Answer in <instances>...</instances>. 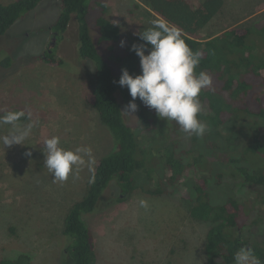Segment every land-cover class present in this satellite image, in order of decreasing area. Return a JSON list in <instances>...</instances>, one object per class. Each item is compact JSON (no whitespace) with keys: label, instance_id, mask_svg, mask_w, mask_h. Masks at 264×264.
Here are the masks:
<instances>
[{"label":"trees","instance_id":"16d2710c","mask_svg":"<svg viewBox=\"0 0 264 264\" xmlns=\"http://www.w3.org/2000/svg\"><path fill=\"white\" fill-rule=\"evenodd\" d=\"M43 1L0 0V37ZM140 1L136 6L141 8L143 3L149 15L156 14L180 29L190 48L201 52L196 72L212 77L211 87L199 97L200 119L208 130L202 138L189 136L174 121L159 118L139 98L135 103L140 126L134 128L123 112L124 103L132 97L118 80L124 68L132 75L140 74L139 57L130 48L145 42L116 22L103 0H59L61 10L49 26L54 39L45 59L53 65L64 63L57 50L75 18L78 58L92 64L86 100L114 142L95 161L94 183H89L93 172H87L84 193L63 215L69 264H97L95 233L85 215L101 206L126 202L138 190L157 197L181 195L190 219L208 225L205 264H234V255L242 246L252 248L264 264V13L257 22L225 28L201 40L200 34L223 12L225 0ZM150 27L147 24L140 32ZM121 40L126 41L124 47ZM12 61L9 56L2 65L9 67ZM36 165L48 170L42 160ZM156 174L159 181L153 188L150 183ZM227 181L236 186L233 193L223 196L216 186L221 188ZM67 183L60 187L66 184L63 188L69 190ZM0 264H33V260L24 252L0 256Z\"/></svg>","mask_w":264,"mask_h":264},{"label":"rangeland","instance_id":"374dc122","mask_svg":"<svg viewBox=\"0 0 264 264\" xmlns=\"http://www.w3.org/2000/svg\"><path fill=\"white\" fill-rule=\"evenodd\" d=\"M103 1L110 6L113 19L132 36L159 20L155 13H147L149 8L143 3L141 8L136 6L140 0ZM60 10L59 0H45L0 37V116L6 111L24 110L39 121L25 141L28 145L0 144V256L15 257L25 252L33 264L70 263L64 251L69 241L62 234V219L69 204L84 193V180L89 173L84 168L79 178L67 180L69 190L63 188L66 184L60 187L48 170L36 165L45 159L43 141L59 136L60 146L65 149L90 146L95 161L106 155L114 143L86 100L91 89L88 74L92 64L78 58L75 18L57 50L64 63L53 65L45 59L54 39L49 26ZM263 13L264 0H225L223 12L199 38L257 22ZM9 56L12 65L4 67L2 62ZM128 103H124V110ZM125 116L134 128L140 126L137 110ZM9 127L0 125V136L7 134ZM243 129L247 132L248 128ZM29 151L31 156L25 155ZM76 181L79 182L75 184ZM158 181L156 174L150 185L154 188ZM235 186L236 182L227 181L221 188L216 186V191L225 196L233 193ZM142 198L148 200V210L139 206ZM85 219L95 233L97 264H205L208 225L190 219L181 195L157 197L138 190L128 201L101 206L95 213L85 215Z\"/></svg>","mask_w":264,"mask_h":264},{"label":"clouds","instance_id":"9594fccd","mask_svg":"<svg viewBox=\"0 0 264 264\" xmlns=\"http://www.w3.org/2000/svg\"><path fill=\"white\" fill-rule=\"evenodd\" d=\"M139 37L145 43H133L130 50L139 57L141 72L132 75L124 68L118 80L121 87L128 88L132 97L123 112L134 113L138 107L135 101L139 98L144 105L154 109L159 118L174 121L189 136L202 138L208 125L200 119L203 107L199 97L203 89L211 87L212 77L204 71L196 72L202 59L201 52H194L181 30L169 26L164 20H153L152 27L140 32ZM125 44L126 41L121 40L120 46ZM38 124V120L32 119L31 112L6 111L0 116V125L10 127L7 134L0 136V144L4 147L28 145L25 141ZM43 144L44 164L54 182L64 183L70 176L79 178L81 170L88 168L93 172L89 183H94L95 157L90 146L65 149L60 146L59 136L47 138ZM25 155L31 156V152ZM139 206L145 210L150 207L148 200L143 198L139 200ZM234 262L261 264L253 249L245 246L235 253Z\"/></svg>","mask_w":264,"mask_h":264}]
</instances>
